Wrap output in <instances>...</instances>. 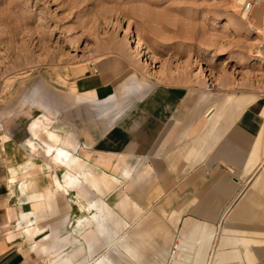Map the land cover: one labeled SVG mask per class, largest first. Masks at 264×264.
Segmentation results:
<instances>
[{
	"label": "crops",
	"instance_id": "1",
	"mask_svg": "<svg viewBox=\"0 0 264 264\" xmlns=\"http://www.w3.org/2000/svg\"><path fill=\"white\" fill-rule=\"evenodd\" d=\"M130 70L101 59L0 133V264H121V232L147 225L159 264H264V96L193 98Z\"/></svg>",
	"mask_w": 264,
	"mask_h": 264
},
{
	"label": "rangeland",
	"instance_id": "2",
	"mask_svg": "<svg viewBox=\"0 0 264 264\" xmlns=\"http://www.w3.org/2000/svg\"><path fill=\"white\" fill-rule=\"evenodd\" d=\"M243 2L0 0V133L20 135L35 101L52 105L55 96H69L75 78L113 54L129 62L131 74L184 86L193 98L264 96V0L249 12ZM135 46L142 57L132 53ZM35 121L29 130L37 128ZM131 196L127 192L126 212L119 213L125 223L134 215ZM115 201L111 196L107 203ZM143 229L136 237L132 228L121 232L119 239L130 245L121 264H159L163 240L149 238V225Z\"/></svg>",
	"mask_w": 264,
	"mask_h": 264
},
{
	"label": "built area",
	"instance_id": "3",
	"mask_svg": "<svg viewBox=\"0 0 264 264\" xmlns=\"http://www.w3.org/2000/svg\"><path fill=\"white\" fill-rule=\"evenodd\" d=\"M262 0H244L243 4H242V10L244 12H249L252 8H254L255 6L259 5L261 3ZM261 34L264 36V24L261 26ZM94 72H96V70H94ZM206 90L210 91L213 89V85H211V83L206 85ZM179 251L178 248V243H175L172 246V250L170 252V259H172L176 253Z\"/></svg>",
	"mask_w": 264,
	"mask_h": 264
},
{
	"label": "bare ground",
	"instance_id": "4",
	"mask_svg": "<svg viewBox=\"0 0 264 264\" xmlns=\"http://www.w3.org/2000/svg\"><path fill=\"white\" fill-rule=\"evenodd\" d=\"M261 3H262V1H261ZM261 3H260V4H261ZM260 31H261V30H260ZM132 41H133V40H132ZM133 42L135 43V41H133ZM132 53L136 54L137 57H142L141 50H139L137 46H135L134 49H132ZM60 155H63V154L60 153ZM178 247H179V243H178ZM174 257H175V256H174ZM174 257H173V258H174Z\"/></svg>",
	"mask_w": 264,
	"mask_h": 264
}]
</instances>
